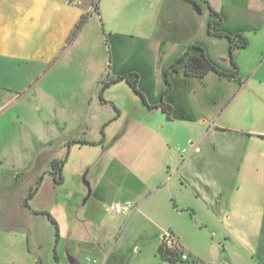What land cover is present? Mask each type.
<instances>
[{
    "label": "crops",
    "instance_id": "0c3cea01",
    "mask_svg": "<svg viewBox=\"0 0 264 264\" xmlns=\"http://www.w3.org/2000/svg\"><path fill=\"white\" fill-rule=\"evenodd\" d=\"M96 12L103 14L109 47L102 86L138 73L147 103L124 80L94 101L86 94L95 77L90 69L71 84L74 96L62 92L67 60L94 54ZM193 44L220 70L235 73L237 66V76H188L182 62L170 70L165 93L167 71ZM262 56L264 0H0V88L36 85L48 118L77 124L51 158L65 159L62 183L44 169L35 174L36 190L11 198L12 215L26 220L33 247L51 246L52 264H68L64 241L74 254L70 262L81 264L84 248L101 256L119 229L129 233L142 218L153 230L148 242L134 246L137 264H264V65H256ZM163 100L170 116L158 107ZM85 169L90 193L81 206L86 188L66 183L70 171L77 178ZM115 202H132L135 210H107ZM42 212L58 222L51 245L40 234L50 221ZM167 232L188 259L161 255ZM110 254L103 264H119Z\"/></svg>",
    "mask_w": 264,
    "mask_h": 264
},
{
    "label": "rangeland",
    "instance_id": "374dc122",
    "mask_svg": "<svg viewBox=\"0 0 264 264\" xmlns=\"http://www.w3.org/2000/svg\"><path fill=\"white\" fill-rule=\"evenodd\" d=\"M90 28L93 37L92 42L94 40V54L87 59L85 57L67 60L68 62L65 63L67 80L64 82L67 86L62 92L74 96L75 93L70 90L71 84L74 81L80 80L81 82L87 70H94L95 77L91 82L92 90H89L86 94L100 103L102 101L100 99L102 79H104L109 58V47L105 40L106 26L102 13L100 18L98 13H95ZM256 63L257 66H263L264 56L259 57ZM71 71L74 72V75L70 74ZM78 74H82V77H76ZM39 100H41V97H39V90L36 85L19 91H8L0 88V264H42L41 257L44 259L43 264H49V262L52 264V261L55 260L54 250L51 246L47 248L46 245L44 250L40 251L33 247L34 239L30 235H25L27 230L26 220H18L12 215L15 213L12 211L15 210L14 207L17 203H13L11 198L24 197L30 186L35 187L34 178L36 173L44 169L52 170L51 158L55 157L54 151L60 147L62 142L67 141L69 143V135L77 131L75 129L76 123L64 124V122H57L53 116L48 118L49 112L46 113L43 108L39 109L40 102H37ZM42 103L44 105V102ZM177 149L181 150L183 146L175 145V150ZM66 151L65 149L64 155H66ZM73 171L68 173L66 184L68 188H71L77 180L81 187L86 188L87 191L80 202V205L83 206L90 193L89 179L86 175V169L81 173V177L78 171L77 178L76 175H73ZM152 200L150 198L147 202H152ZM146 204L148 206L149 203ZM87 224L83 226L86 227ZM95 225L99 226V224ZM39 227H41L40 234L42 238L45 241L48 238L51 245L54 237H56L55 225L48 220L46 226ZM132 228L133 231H128L129 233L122 232L119 229L111 239L107 252H103L101 256L96 249L84 248L82 256H79L80 263L103 264L106 260V254H110V250L109 261L114 260L119 264H137L138 254L133 251L134 246L136 243L148 242L149 233L153 229L151 223L142 218H139L132 225ZM29 245L35 248L32 253ZM69 247L63 241L60 251L63 260L69 262L68 264H73L70 262L68 254L72 256L74 254ZM49 249L51 252H49ZM183 253L188 254L185 251ZM99 256L100 260H98Z\"/></svg>",
    "mask_w": 264,
    "mask_h": 264
},
{
    "label": "trees",
    "instance_id": "16d2710c",
    "mask_svg": "<svg viewBox=\"0 0 264 264\" xmlns=\"http://www.w3.org/2000/svg\"><path fill=\"white\" fill-rule=\"evenodd\" d=\"M224 35V34H221ZM228 36V35H226ZM231 40L233 39L231 36H228ZM194 49L198 50V53H194L192 52ZM234 51V46H232V52ZM232 60L234 61V55L232 53ZM184 62L185 63V67H184V72L186 75L188 76H193V77H205L209 72H217L220 75L223 76H227V77H236L238 74V67L236 66V72L235 73H227L225 71L220 70L206 55V52L204 50V48L200 45L197 44H193L190 45L189 48L187 49V51L180 56L178 59L175 60V62L171 65L170 69L167 71V88L165 93H167L170 89H171V82L169 79V74H170V70H178L180 63ZM235 63V61H234ZM236 65V63H235ZM126 81L134 91H136L137 93H139L143 99L144 102H146L145 97L143 96L142 92L139 90L138 88V81H139V74L138 73H128L125 74L123 76H119L117 78H113L111 80H108L106 82L103 83L102 86V92H101V97L104 93V91L111 85L114 84L118 81ZM103 99V97H102ZM104 100V99H103ZM152 107V106H150ZM161 107L169 116L171 115V106L168 105L164 100L161 102V104L158 106ZM78 143H88L85 142L84 140H79L77 141ZM65 164V159L62 160H57L52 162L51 166H52V170L51 172L54 174V176L56 177V181L59 183H62L64 176H63V167ZM40 183V182H39ZM38 183V185H39ZM37 185V186H38ZM38 187H35V190ZM34 191V190H33ZM33 192H30L29 195H32ZM43 214H46L50 221L55 225L56 227V235H59V228H58V222L57 220L54 218V216H52V214L50 212H42ZM160 253L161 255L170 261H176L178 259V253L175 251H171L168 248L164 247L163 245H161L160 247Z\"/></svg>",
    "mask_w": 264,
    "mask_h": 264
},
{
    "label": "built area",
    "instance_id": "2783aa9c",
    "mask_svg": "<svg viewBox=\"0 0 264 264\" xmlns=\"http://www.w3.org/2000/svg\"><path fill=\"white\" fill-rule=\"evenodd\" d=\"M196 150L199 149L198 146L195 147ZM185 151V149L183 150ZM107 210L119 215H130L134 210L135 206L132 202H115L107 206ZM162 245L171 251L180 252L181 244L178 238L171 232L164 234L162 238ZM189 255L186 253L181 254V259L186 260Z\"/></svg>",
    "mask_w": 264,
    "mask_h": 264
}]
</instances>
